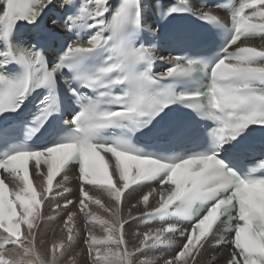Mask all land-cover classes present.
<instances>
[{
  "label": "bare ground",
  "instance_id": "1",
  "mask_svg": "<svg viewBox=\"0 0 264 264\" xmlns=\"http://www.w3.org/2000/svg\"><path fill=\"white\" fill-rule=\"evenodd\" d=\"M110 1L98 0L95 10L106 13L112 7ZM5 2L0 0V14ZM259 15H264V6ZM261 45L264 48V42ZM107 194L98 215L91 218L89 225L79 221L75 227L64 226V216L49 210L42 218L35 216L36 220L27 224L24 238L7 250L4 264H164V260L159 259L161 253L150 244L138 246L140 237L134 234L136 224L131 217L150 207L133 208L127 214V207L137 201L139 195L129 192L124 206L118 209L115 194ZM94 256H97L95 260ZM218 256L216 261L203 257L194 264H221L222 257ZM175 264H189L186 252Z\"/></svg>",
  "mask_w": 264,
  "mask_h": 264
}]
</instances>
